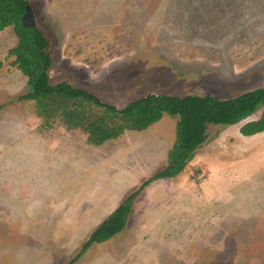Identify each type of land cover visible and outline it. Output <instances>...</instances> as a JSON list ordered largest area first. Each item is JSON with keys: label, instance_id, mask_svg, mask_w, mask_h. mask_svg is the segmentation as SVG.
<instances>
[{"label": "rangeland", "instance_id": "374dc122", "mask_svg": "<svg viewBox=\"0 0 264 264\" xmlns=\"http://www.w3.org/2000/svg\"><path fill=\"white\" fill-rule=\"evenodd\" d=\"M52 85L117 108L148 94L229 99L264 86V0H31ZM0 32V264H264V132L209 127L176 177L146 186L124 229L82 244L166 165L176 118L100 146L41 126Z\"/></svg>", "mask_w": 264, "mask_h": 264}, {"label": "trees", "instance_id": "16d2710c", "mask_svg": "<svg viewBox=\"0 0 264 264\" xmlns=\"http://www.w3.org/2000/svg\"><path fill=\"white\" fill-rule=\"evenodd\" d=\"M31 0H0V32L11 27L16 44L7 52L10 65L24 77L28 92L20 101L32 102L41 126H61L67 132H79L86 143L100 146L126 132H143L164 115L176 118L175 140L167 154L166 165L148 178L89 235L71 263L91 246L104 243L125 227L132 202L150 183L179 175L207 141L209 127H228L241 123L258 111L257 120L240 127L243 137L264 132V86L229 99L212 95L148 94L117 108L99 101L87 90L63 82L52 85L48 72L52 65L50 41L37 26L24 28L21 18ZM1 65V63H0Z\"/></svg>", "mask_w": 264, "mask_h": 264}, {"label": "water", "instance_id": "95a60500", "mask_svg": "<svg viewBox=\"0 0 264 264\" xmlns=\"http://www.w3.org/2000/svg\"><path fill=\"white\" fill-rule=\"evenodd\" d=\"M21 23L24 28H35L36 27L33 11L30 5H27L25 7V12L21 18Z\"/></svg>", "mask_w": 264, "mask_h": 264}]
</instances>
